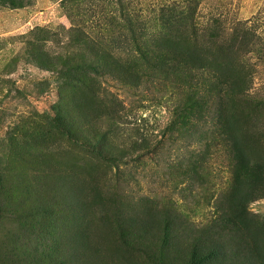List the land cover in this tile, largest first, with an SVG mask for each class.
<instances>
[{
    "label": "rangeland",
    "instance_id": "1",
    "mask_svg": "<svg viewBox=\"0 0 264 264\" xmlns=\"http://www.w3.org/2000/svg\"><path fill=\"white\" fill-rule=\"evenodd\" d=\"M195 248L264 264V0H0V264H195Z\"/></svg>",
    "mask_w": 264,
    "mask_h": 264
},
{
    "label": "trees",
    "instance_id": "2",
    "mask_svg": "<svg viewBox=\"0 0 264 264\" xmlns=\"http://www.w3.org/2000/svg\"><path fill=\"white\" fill-rule=\"evenodd\" d=\"M227 48L228 50L233 49L234 44H228ZM198 49L199 48L197 47V44L195 43V44L189 45V47L185 51L182 50L181 48L180 52H181V55H186V57H188L192 63V61H194V59L198 55ZM235 62L236 60L234 58L230 60L231 65H234ZM228 78H230V82L225 83L226 86L228 87L226 95L228 98H234L233 96H236L243 90V85L241 84L242 78L240 76V73L237 72V69H235V67H233L232 73L231 75H228ZM226 114H227L228 129L231 133L230 137L232 139V147H233L234 159H235L234 162H236L235 164L238 170L243 169L247 171L250 168V166H249L248 149L246 148H249L247 147L248 146L247 144L251 145L255 139V137L252 136L253 134L252 135L250 134V128L252 127V125L249 124V119L248 118L246 119L245 116L241 112L238 111V107L235 106V104L231 105V108L226 109ZM238 123L243 128H241V126L239 127ZM243 138H245L246 140L243 141ZM254 184L253 183L245 184L246 185L245 192L243 191L242 186L239 184L235 190L234 197L236 198V200H238L239 205L242 206L243 211H245L244 207L246 203L257 196L256 195L257 189L254 187ZM73 188H76V185L72 181V186L70 185L69 187V189L72 190L70 192L72 193V195L70 194L71 195L70 196V201H71L70 207H71V212H72L71 218H72L73 224L81 223L79 224V228L81 229L83 226H85L84 224L85 217L83 216V221L81 220V222H78L79 217L76 216L73 210L77 209L76 210L77 212L82 210L81 207L84 208V205H83L84 202L82 203L81 200L75 196V194L73 193ZM99 207L101 208V204L99 205ZM100 220L103 222V224L108 222V216L105 212L101 213ZM22 244H25V243L22 242ZM213 244L217 248H220V245L218 243L213 242ZM200 251H201V248L200 249L195 248L193 251L192 259L195 264H202V263L205 264L208 261V257H210L205 254L199 257ZM32 256L34 258H38V256L36 255H32Z\"/></svg>",
    "mask_w": 264,
    "mask_h": 264
},
{
    "label": "bare ground",
    "instance_id": "3",
    "mask_svg": "<svg viewBox=\"0 0 264 264\" xmlns=\"http://www.w3.org/2000/svg\"><path fill=\"white\" fill-rule=\"evenodd\" d=\"M100 172V171H99ZM216 211V210H215ZM211 218V217H210ZM203 227V226H202ZM200 228V227H199ZM217 245V244H216Z\"/></svg>",
    "mask_w": 264,
    "mask_h": 264
}]
</instances>
